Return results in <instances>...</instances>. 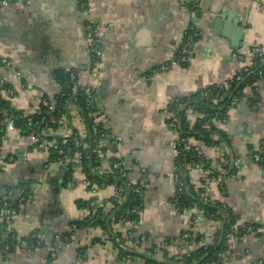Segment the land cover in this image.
I'll list each match as a JSON object with an SVG mask.
<instances>
[{
	"label": "crops",
	"instance_id": "crops-1",
	"mask_svg": "<svg viewBox=\"0 0 264 264\" xmlns=\"http://www.w3.org/2000/svg\"><path fill=\"white\" fill-rule=\"evenodd\" d=\"M86 2L91 7L87 17L81 15L77 0H26L0 7V61L7 62L0 66V78L16 92L13 100L5 99L10 108L24 115L36 114L42 96L54 105L61 87L53 73L59 69L75 71L81 86L95 90L102 128L107 138L116 142L113 158L125 161L130 181L144 178L137 227L127 230L108 221L110 233L136 256L135 261L124 260L120 248L99 227L80 224L73 242L60 250L52 264H145L138 255L150 248L153 251L148 257L162 261L195 246L178 243L190 228L203 237L197 245L210 244L218 230L216 223L203 220L193 226L191 214L178 213L168 204L175 184L171 145L176 136L167 126V106L175 97L189 96L232 78L243 64L231 57L232 52L245 55L246 48L252 46L264 52V0H195L192 13L200 38L187 67H173L149 81L144 76L181 44L191 14L181 9L177 0ZM86 19L107 28L98 69L86 47ZM243 89L242 101L229 111L228 123L219 127L230 136L234 152L243 158L242 166L223 190L215 183L206 189L210 199L230 208L239 227L264 224V166L248 159L264 145V82L252 81ZM67 112L64 125L47 138L74 133L86 137L81 111L69 106ZM187 116L191 122L199 117L192 112ZM32 145L27 136L16 134H4L0 145L3 156L14 158L0 173V197L21 181L34 189L13 220L3 225L0 246L6 237L14 236L20 242L32 235L41 245L32 251L17 249L2 256L0 264H46L53 235L68 233L72 223L86 220L88 211L80 201L96 199L105 212L115 213L108 202L115 196L113 185L92 193L83 184L80 168L66 172L50 154ZM195 145L211 165L216 162L214 147ZM97 171L107 174L105 165ZM200 178L198 171L189 174L191 183H199ZM140 236H145L143 242ZM168 239L175 242L164 247ZM259 261L264 264V229L233 239L220 264Z\"/></svg>",
	"mask_w": 264,
	"mask_h": 264
},
{
	"label": "built area",
	"instance_id": "built-area-1",
	"mask_svg": "<svg viewBox=\"0 0 264 264\" xmlns=\"http://www.w3.org/2000/svg\"><path fill=\"white\" fill-rule=\"evenodd\" d=\"M26 0H0V7H5L10 3L21 4ZM78 7L81 15L88 16L91 12V7L88 3L84 0H77ZM178 5L181 9L185 10L188 13V9L190 4H192V0H177ZM189 14V13H188ZM194 13H191L188 26L186 28L185 38L182 42L181 47L178 50H175L170 58H168L163 64L154 68L150 71L149 75L144 76L146 81L151 80V78L159 73H166L171 70L173 67L180 66L182 63L189 62L190 56L193 54V47L194 41L200 38V31L194 22ZM83 29H84V36L86 40V47L89 56L93 61V66L98 69L99 64L102 62L103 55H104V37L107 33L106 27H101L99 24H93L89 20H85L83 22ZM233 59L242 62V67L238 70L232 78L216 84V90L210 89L202 93V97L208 103L217 105L220 102L225 101V106L227 107L226 115L220 116L218 113L214 115L208 116L206 121L202 123L201 128L206 129L210 126L221 130L220 126H225L228 123V113L231 109L235 108L243 98H232L229 94L232 90L233 84H240L243 83L247 77L249 76H256L259 82H264V52L260 47L252 46L246 48L245 55L241 53V51H234L231 54ZM0 66L7 65L6 60L2 59L0 61ZM69 74V81L72 84L71 90L69 93V98L73 100L76 97L77 91L79 87L83 89V95L85 96V119L88 124V129H86V134L92 139V143L96 146L94 151H91L89 148V143L84 139V137H71L69 136H51V138H47L50 134H53L55 130L59 127L63 126L65 123L66 118H68V108L69 106H74L73 103H69L66 105L67 111L65 108L58 107L57 111H55V107L53 104L49 105L46 101L43 102V106L47 107L48 112H56L57 116L51 117L50 123L46 121L45 116H41L38 121H34L29 115H16L13 114H6L8 116L3 117L0 122V127L3 129L4 134H16V135H24L27 136L30 142L33 144V148H36L41 151H45L48 154L53 152L56 156V160L63 165L64 170L71 171L73 168H80L83 161H87L91 157L92 152H96L97 157L101 158L102 161L100 162V166L105 165L107 169V173L116 171L119 174V178L121 181V185L114 186L115 188V199L118 204L124 202L126 198V193L131 192L134 194H138L139 196H143L144 198V178L139 181L133 182L130 181L129 170L126 166L125 161L118 160V162H114L111 160L113 155L110 151L103 152L104 149L115 146L116 142L113 140H109L107 135L102 128V124L100 121L101 116V109L96 102L95 90L90 86H81L78 80V76L76 73L71 71H66ZM7 82L0 78V100L2 99H12L16 96L15 90L11 88H4ZM61 106V105H60ZM220 109L223 107H219ZM63 109V112H61ZM65 111V112H64ZM200 117V115H199ZM18 120H22L25 124V129L23 128L24 132L16 128V122ZM167 126L168 128L174 132L176 138L172 143V149L176 154H186L187 152L198 153L197 155H201L202 158L204 156L200 153L198 148L196 147L195 143H199L193 141L192 139L182 138L180 137L179 133V120L173 114H167ZM56 126L55 129L49 127V125ZM86 126V125H85ZM224 132V131H223ZM226 133V132H225ZM227 134V133H226ZM228 135V134H227ZM229 136V135H228ZM214 141L218 139L217 135H212L210 137ZM188 148L189 151H186ZM218 152L217 160L214 164L210 165V169L204 168V164L202 163H194L188 162L180 169L175 168L174 166V188L172 191V195L170 198L175 197L183 188L184 184V177L189 178V174L192 170L198 171L201 175L199 183H191L190 184L193 190L202 189L205 194L208 196L206 189L211 183H215L218 185L220 190L224 189V185L227 180L233 178L237 171L242 166L243 158H241L231 147H227L224 143H221L220 146L214 147ZM205 159V158H204ZM250 162L255 165L264 166V146L259 148L257 151L252 153L248 156ZM14 158L12 156H3L1 149H0V166L3 167L7 163L13 162ZM98 169V167H97ZM182 170L183 172H180ZM142 174H145V171L142 170ZM185 174V175H184ZM234 174V175H233ZM92 175V174H91ZM84 186L90 190V192L94 193L96 190L101 189L103 185L98 188L96 182L89 180L87 177L84 176ZM33 187L31 185H26V182L21 181L19 182L14 188H10L5 191V194L1 198L0 204V222L1 224L9 223L13 220V218L17 215L19 208L25 204L28 197L33 194ZM210 198V197H209ZM212 200V199H210ZM216 201V200H212ZM170 207H172L175 211V205L168 201ZM225 205V204H224ZM101 207V204L96 201V199H90L89 205L87 208L88 215L90 211V219L92 222L100 221L103 222L105 216V210L103 209L102 215L98 214L97 209ZM230 209V208H229ZM183 213L191 214V222L192 225L195 226L200 223V218H203V215L197 209H190L184 210ZM233 213V212H232ZM129 215H139L140 209L138 207H133L128 212ZM227 217V215H225ZM204 220V218H203ZM214 222L217 224L218 229H221V222L220 221H212L207 220V222ZM118 224H122L126 226L127 230H133L137 227V223L129 220L125 216H120L118 219ZM263 225L264 224H260ZM236 226H232L229 231L225 232L227 234L228 240L225 242V246L227 249L230 248L231 242L236 240L233 236L236 230ZM2 227L0 225V232ZM262 230V229H261ZM76 227L75 225H70L69 231L66 235H53L49 246H48V258L46 259V264H52V262L58 256L60 250L66 246L70 245L73 241L76 234ZM194 233V232H193ZM197 234V233H194ZM245 237V236H244ZM28 239L34 241V247H32L27 240H23L20 242H16L15 238L12 236L6 237L3 241L2 245L0 246V259L2 256H6L8 254L13 253L17 249H22L26 251H32L35 247L41 245V241L35 235H32ZM126 239H128L126 237ZM188 234L183 233L178 243H184L185 246L187 244ZM139 240L143 242L145 240V236H140ZM175 240L171 239L169 242L164 244V247H167L170 244H173ZM208 245L204 243H200L197 246ZM195 245L193 248L189 247L186 251H183V254H187L197 248ZM196 247V248H195ZM135 255L129 254L124 256V260L135 261ZM224 255L222 256L223 259ZM221 263V262H220ZM219 263V264H220ZM253 264H263L262 262H255Z\"/></svg>",
	"mask_w": 264,
	"mask_h": 264
},
{
	"label": "trees",
	"instance_id": "trees-1",
	"mask_svg": "<svg viewBox=\"0 0 264 264\" xmlns=\"http://www.w3.org/2000/svg\"><path fill=\"white\" fill-rule=\"evenodd\" d=\"M9 1L12 2V0H9ZM84 1L86 2V0ZM192 1L193 2L192 4H190L189 9H188L189 14L194 12L195 7H196L195 0H192ZM185 33H186V30L184 31L182 42L184 38L186 37ZM198 40L199 39H196L194 41V45ZM182 42L176 50H178L181 47ZM191 57L192 55L190 56V58ZM187 65H188V62L182 63L181 67L186 68ZM66 71H71L75 73V71L73 70H63V69L56 70L53 73L55 75V79L57 80V82L59 83L61 87V91L53 99L54 107L56 109L55 111H57L58 107H62L63 109L65 108V110L67 111L66 105L69 103H73V105L81 111L84 121H85L86 129H88V124L85 119V96L83 95V89L79 87L77 91V95L75 98H73V100H71L68 97L72 84L69 81V74L66 73ZM149 73H147V75H149ZM252 81H258V79H256V76L252 75V76L247 77L243 83L233 84L232 90L230 91L229 94L231 95L232 98H236V99L243 98L244 97L243 88L246 87V85ZM215 86L216 84L208 86L189 96H178V97L173 98L167 106V114L173 113L178 118L179 120V130L178 131L180 133L179 135L180 137L192 139L193 141H196V142H199L206 146H211V147L220 146L221 143H224L227 147H231L232 142L230 140V136H228L222 130L214 128L213 126H210L209 128H206V129L201 128L202 123L206 121L208 116L214 115L215 113H218V115L220 116H225L227 114L226 113L227 107L225 106V101L220 102L217 105H213V104L208 103L202 97L203 92L210 90V89L216 90ZM4 88L6 89L11 88V86L6 84ZM41 99H42L41 104H39L36 114L30 115V117L33 118L34 121H38L41 118V116H45L46 121L50 123L51 117L57 116V113L48 112L47 107L42 105L43 100L46 102L48 100H45L46 99L45 96H42ZM220 106L223 108L220 109L219 108ZM63 109H61V112H63ZM8 112L11 115L13 114L14 116L23 115L21 113H17L13 111V109L10 108L8 101L4 99L0 100V122L3 119V117L8 116L6 115V113ZM188 112L198 114L200 115V117H198L193 122H191L187 116ZM49 127L52 129L56 128V126L51 125V124L49 125ZM16 128H19L24 132L23 130V128L25 129L24 122L22 120H18L16 122ZM215 134L217 135L218 139L214 141L210 137ZM3 137H4V131L0 127V145H1ZM71 137H76V134L74 133ZM83 140H85L87 144L89 143L90 150L94 151L96 146L94 145V143H92V139H90L88 134H86V137ZM262 146L264 145H261L260 148ZM106 151L115 153L116 147L111 146L103 150V152H106ZM186 151H189L188 148H186ZM49 154H50L51 159L56 160V156L53 152ZM197 154L193 152H187L186 154H183V155L176 154L175 160H174V166L176 170L180 169L182 165L188 162H194V163L200 162L204 164L205 170L210 169L211 163L207 161L206 159L202 158L201 155L198 156ZM111 160L114 162H118V159L116 158H111ZM101 161L102 159L97 157L96 152H92L90 159L87 161H83L81 164V171L84 174V176L87 177L89 180L96 182L98 188H100L102 185L103 186L104 185L105 186L121 185L122 183L120 181L119 174L116 171H113L110 173L108 172L105 175L99 174V172L97 171V167L100 166ZM2 168L3 167L0 166V173L2 171ZM179 171L183 172L182 170H179ZM26 185H29V184H27L26 182ZM169 200L171 201V203L175 205V209L178 213L182 214L184 210H190V209L195 208L198 211H200L201 214L203 215L204 222L207 220L220 221L221 229H218L216 233L213 235V239L210 244L203 245V246L202 245L197 246V244L203 238L200 234L197 233L193 235L191 228L185 231L184 233L188 234L187 242L191 243L192 245L197 246L195 250L188 253L189 256H187V254H182L180 256L175 255L167 259H163L162 261H157V260H154L148 257L149 253L153 251V248H150V249H146L144 253L141 255H138V257H140L144 261L145 264H219L222 261V256L226 255L228 252V249L225 246V242L228 240L227 234L225 232L229 231V229L232 226L234 225L236 226V223H237L236 216L223 203L219 201L210 200L209 196H207L202 189H197L196 191L193 190L190 184V180L187 176L184 177V184H183V188L181 189V191L175 197L170 198ZM143 201H144L143 196H139L138 194L128 192L126 193V198L124 202H122L121 204H118L116 202L115 197L108 200V202L112 206L111 212H115V213L111 216L110 213L105 212L103 222H100L99 220L92 222L89 217L90 215V211H89V215L86 217V220H84L83 222L72 223V224L75 225L76 230L78 229V226H80V224H84V226L99 227L106 234V237L110 239L111 241H113L114 245H117L120 248V255L121 257H124L128 255L129 252L127 249L124 248V246L120 245L121 243L120 240L117 241V237L113 236L110 233V230L108 229V221H109V225H110V221H114V223L118 224L119 217L125 216L129 220H132L133 222L138 223L139 215H129L128 212L133 207H138L141 211L143 207ZM0 204H1V197H0ZM79 205L87 209L89 205V201H82V202L80 201ZM97 212L98 214L102 215L103 207L101 206L100 208H98ZM225 215H227V217ZM3 225L4 223H2L1 227H3ZM236 227L237 228L235 230V233L233 234L236 240H240L244 236H247L261 229H264L263 225L256 224V223L246 224V225H243L242 227H239V226H236ZM66 234H63V235H66ZM12 238H15V237L12 236ZM26 240L32 247H34L33 240L31 239H26ZM170 240L171 239H168L167 242H169ZM129 254H132V253H129ZM163 257L164 258L166 257V253H163Z\"/></svg>",
	"mask_w": 264,
	"mask_h": 264
},
{
	"label": "water",
	"instance_id": "water-1",
	"mask_svg": "<svg viewBox=\"0 0 264 264\" xmlns=\"http://www.w3.org/2000/svg\"><path fill=\"white\" fill-rule=\"evenodd\" d=\"M220 20H222V18H220ZM220 20H219V21H220ZM229 21H230V20H229ZM230 22H231V24H235L233 20H231ZM216 24H220V23H219V22H216ZM45 218H47V216H46ZM200 220L203 221V218L201 217Z\"/></svg>",
	"mask_w": 264,
	"mask_h": 264
}]
</instances>
